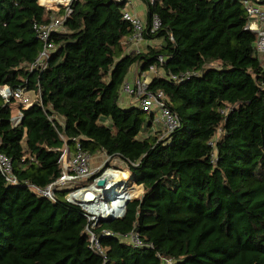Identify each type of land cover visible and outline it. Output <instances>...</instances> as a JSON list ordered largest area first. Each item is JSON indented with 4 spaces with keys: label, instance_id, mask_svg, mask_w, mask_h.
<instances>
[{
    "label": "trees",
    "instance_id": "obj_1",
    "mask_svg": "<svg viewBox=\"0 0 264 264\" xmlns=\"http://www.w3.org/2000/svg\"><path fill=\"white\" fill-rule=\"evenodd\" d=\"M40 1L0 0V86L39 94L17 125L15 101L0 96V150L18 179L0 173V264H264V54L243 0H144L147 23L162 20L146 37L162 42L139 53L127 51L122 4L75 0L47 66L32 69L35 24L64 13ZM151 65L192 74L149 85L179 118L168 134L154 131L155 112L120 101L130 70ZM60 133L73 150L120 158L143 186L98 229L135 231L141 246L103 237L99 254L82 209L64 191L52 201L35 190L61 175Z\"/></svg>",
    "mask_w": 264,
    "mask_h": 264
},
{
    "label": "built area",
    "instance_id": "obj_2",
    "mask_svg": "<svg viewBox=\"0 0 264 264\" xmlns=\"http://www.w3.org/2000/svg\"><path fill=\"white\" fill-rule=\"evenodd\" d=\"M75 0H54L55 4L42 3L46 8L52 9L57 13L64 10V13L56 15L50 22L36 23L35 29L38 38L43 43V48L31 68H45L47 60L56 50L57 45L52 39V34L62 30L64 21L72 13V4ZM117 4H122L123 18L133 27V33L129 38L131 50L128 52H146L148 46L152 44L154 38H147L146 34H154L162 26L161 18L155 14L149 25L147 18L142 17L133 11V7L137 0H114ZM144 1V0H143ZM154 1V0H150ZM244 7L251 17L248 27L257 33L256 49L264 54V0H243ZM146 5V2H145ZM147 6V5H146ZM171 39L173 37L171 36ZM146 42L145 48L140 45ZM165 57L160 56L159 62L162 64ZM137 67V66H134ZM136 78L129 79L128 76L123 84L121 94V104L127 106L135 105L147 112H155L156 120L162 122L165 134L175 130L180 126V121L176 113L171 109L170 104L163 91L153 92L148 90L152 79L157 76H166L177 83H182L192 74L187 73H167L163 68H157L151 65L147 71L141 72ZM131 71V70H130ZM130 73V72H129ZM129 75V74H128ZM0 96L6 101L14 100L19 106L28 107L37 101L39 94L33 90H27L23 87L12 89L8 85L0 86ZM129 98L130 101H125ZM126 106V105H125ZM22 111L19 109L14 112L12 122L17 125L22 119ZM61 138L65 137L60 133ZM1 142V140H0ZM106 157L110 158L106 152ZM93 154L85 151L80 142L76 144L73 150L70 144L65 140L61 148L60 164L61 175L44 188L35 187V190L42 196L55 201L56 193L64 191L66 199L78 205L87 218L85 232L89 237L91 247L99 254L105 256V250L102 247L101 240L103 237H120L134 246L138 247L143 244L139 233L132 231L129 233H116L107 229L98 232L103 221L122 218L127 212L129 203L138 197H141L144 190L136 193L135 189L138 184L131 182V174L129 179H122L120 173L123 170L92 164ZM120 159V158H119ZM0 173H2L10 184H16L18 179L14 174L13 163L8 155L0 150ZM104 180L103 185H99V181ZM165 264H173L171 260H167Z\"/></svg>",
    "mask_w": 264,
    "mask_h": 264
},
{
    "label": "rangeland",
    "instance_id": "obj_3",
    "mask_svg": "<svg viewBox=\"0 0 264 264\" xmlns=\"http://www.w3.org/2000/svg\"><path fill=\"white\" fill-rule=\"evenodd\" d=\"M43 1H47V2H43ZM48 1H54V0H41L42 3H48ZM143 47H145V46H143ZM143 47H141V48H143ZM12 107L16 111V108L18 107V103L17 102H14L12 104ZM160 129L163 130V131H165V129L163 128L162 122L158 118L156 120V124H155L154 131H157V130H160ZM92 164H99V165H104V166H110L112 168H118L119 170H123V172H127V171H125L127 169L126 168V165H125V163L121 159H119L117 157H110V158H108V157H106V154L104 152H100V153H97V154H93ZM132 181H134L135 184H138L131 177V182ZM134 189H135V192L138 193L142 189V187H141L140 184H138V186H136V188H134Z\"/></svg>",
    "mask_w": 264,
    "mask_h": 264
},
{
    "label": "crops",
    "instance_id": "obj_4",
    "mask_svg": "<svg viewBox=\"0 0 264 264\" xmlns=\"http://www.w3.org/2000/svg\"><path fill=\"white\" fill-rule=\"evenodd\" d=\"M133 11L134 12H136V13H138L139 15H141L142 17H145V18H147V6L145 5V2L143 1V0H137V2L135 3V5H134V7H133ZM161 39H155V40H153L152 41V44H161ZM142 45L143 46H146L147 45V43L146 42H144V43H142L141 45H140V47H142ZM145 48V47H144ZM131 49L130 48H128V50L127 51H130ZM138 75H139V71H138V68L137 67H133L132 69H131V71H130V73H129V75H128V78L129 79H133V78H136V77H138ZM125 101L127 102V101H130V99L129 98H126L125 99ZM123 105H128V104H123ZM20 106L18 105V107L16 108V111H18L20 108H19ZM15 110H14V112H16ZM144 190V189H143Z\"/></svg>",
    "mask_w": 264,
    "mask_h": 264
},
{
    "label": "bare ground",
    "instance_id": "obj_5",
    "mask_svg": "<svg viewBox=\"0 0 264 264\" xmlns=\"http://www.w3.org/2000/svg\"><path fill=\"white\" fill-rule=\"evenodd\" d=\"M48 4H55L54 2H50V1H48ZM126 171V170H125ZM124 173V174H123ZM120 177L122 178V179H129L130 178V174H129V172L127 171V172H123L122 171V173H120Z\"/></svg>",
    "mask_w": 264,
    "mask_h": 264
},
{
    "label": "water",
    "instance_id": "obj_6",
    "mask_svg": "<svg viewBox=\"0 0 264 264\" xmlns=\"http://www.w3.org/2000/svg\"><path fill=\"white\" fill-rule=\"evenodd\" d=\"M105 183V181L104 180H101V181H99V185H103Z\"/></svg>",
    "mask_w": 264,
    "mask_h": 264
}]
</instances>
